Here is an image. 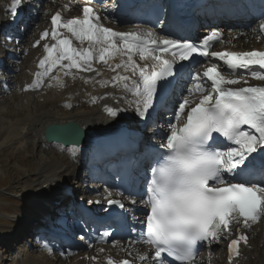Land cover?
Here are the masks:
<instances>
[{"label": "snow or ice", "instance_id": "obj_1", "mask_svg": "<svg viewBox=\"0 0 264 264\" xmlns=\"http://www.w3.org/2000/svg\"><path fill=\"white\" fill-rule=\"evenodd\" d=\"M22 2L12 0V17L17 16ZM64 10H70V6L65 5ZM259 33L264 38V23ZM49 39L53 43L43 45L45 55L26 91L41 89L46 79L53 82L48 87L63 88L62 76L76 80L80 73L102 75L94 66L100 63L115 75L111 80L95 82L102 87H119L135 97L130 103L142 119L148 118L154 108L158 90L183 71V65L178 68V63L205 58L204 70L192 74L187 95L179 102L168 134L159 145L165 152L150 166L144 199L148 211L139 221L144 230L128 244L129 249L133 243L151 246L153 264H197L202 248L227 241L228 261L232 264L240 256L241 243L246 245L249 240L239 227L234 232L233 226L251 229L264 220V86L248 83L249 77L264 81V50L215 51L214 46L224 42L220 32L194 43L160 37L151 30L115 31L104 26L101 16L88 3L79 17L65 20L62 12L56 11L51 16V31H43L33 46ZM85 43L87 47H83ZM136 57L145 63H138ZM117 58L119 62L112 63ZM79 78L93 83L82 75ZM98 99L93 97L92 103ZM106 111L111 116L118 114L111 107ZM72 131L79 133L78 129ZM220 138L227 143L222 144ZM112 197L113 193L106 191L104 199L109 206L125 208L121 200ZM233 235L236 238L228 240ZM111 236L106 230L99 242L107 243ZM119 243L113 240L112 246ZM88 247L93 244L88 242ZM44 248L50 253L53 250L49 244ZM125 251L132 255L128 249ZM88 259L98 262V256ZM149 259L147 255L139 256L142 264H148ZM105 264L133 261L108 257Z\"/></svg>", "mask_w": 264, "mask_h": 264}, {"label": "rangeland", "instance_id": "obj_2", "mask_svg": "<svg viewBox=\"0 0 264 264\" xmlns=\"http://www.w3.org/2000/svg\"><path fill=\"white\" fill-rule=\"evenodd\" d=\"M39 1H41V3ZM45 1L46 2L44 3L43 0H23L25 4L30 5L31 10H29V14L36 15V13L39 12V16L38 18H36L34 22L32 21V18H28V17H27L28 21H24L25 26L31 24V31L28 34L27 39L30 38L35 41L38 40V36H36V33L38 35L39 32L38 30L41 28L38 27V25L44 26L51 12L57 6L60 5V1H64V0H58V4H55L56 0H45ZM7 4H10L11 6L12 0L11 1L6 0V5ZM5 7L0 5L1 8L0 11L5 12V13L1 12V15L3 16L2 18H4L3 20L6 22L7 19L9 18L11 19V15L9 16L6 13L9 9L5 11L3 9ZM7 24H10V22H8ZM17 24L12 26L16 27ZM21 24H23V22L19 24L20 27L19 37H22L21 34L24 33L23 31L24 25ZM3 26H5V24H3ZM12 31L13 30H11L10 33ZM17 33L19 32L17 31ZM13 36L14 34H12V36L10 37L12 39V41H10V38H7L5 37V35H2L0 33V41L4 40L6 44V46L4 47L5 48L4 51L1 53V57L3 59V62H5L7 66V69L0 73V234L1 237H3L2 232H7L6 234H9L8 232L18 231L17 233L19 234V232L24 231L26 228H28L27 226L23 227L22 225H18L17 228L19 229H17L14 222H19V221L27 222L28 220H31L30 219L31 217L37 218V216L40 215V213H43V211L46 210L44 209V206L42 204L43 198L40 200L37 199V193L39 189L36 186L41 176L39 174H41L45 170L44 172L45 174L47 173L46 174L47 176L53 174V175H58L59 177L65 179L68 175L65 174L64 171H66V169L70 166L71 163V161L68 159L67 156H65V154H62L56 150L54 151L51 148L49 149V147L47 148L45 145L39 147L36 142L37 139L35 141L33 139L32 141V139H29L27 135L28 131L34 128L35 129L37 128V130L38 128H40L39 130H41V126L45 122L43 119L44 116L41 119H38L39 116L41 115H44L48 112H52L56 117L61 118L72 114V110H70L69 108L68 109L60 108L61 102H63V98L69 95L70 89L61 88L58 86L57 87L53 86L54 88L53 87L49 88L48 86L47 87L44 86L41 89L36 90L35 91L36 93H31L34 91H28L27 94L23 95L22 94L23 93L22 88L24 89L23 74L25 73V70H28L29 67L32 66L31 63H35L32 62V59L35 58L33 55L38 51H40V48L39 50H37L34 49L35 47H32L33 48L32 49L30 48L31 46L30 43L24 41L19 42L20 40H18L17 37H16L17 41L14 42L15 40ZM245 39L231 41V43L232 45L237 47L245 44H254L259 41L257 39L254 40L247 37ZM14 44L17 47L15 48L9 47L10 45L13 46ZM259 44L264 45V41H260ZM26 49L28 50V52H26L25 54L23 53L19 55L18 52L19 55L18 59L14 56L15 51H20L21 53L24 52ZM18 64H22V65L24 64V66L21 67ZM94 65L99 66V68H102V70L105 71L106 66L100 63L98 64L96 63ZM93 73H82L81 75L84 76L85 78H89L91 77V75L93 76ZM65 80H66L65 82H67L66 85H68L69 81L67 79ZM49 82L50 79H46L44 85H46V83L48 84ZM80 92H82V90ZM111 98H112L111 94L108 95V100L107 98H103L102 103L103 106L105 107V110L102 111L105 112L106 108L108 107L114 109L113 107L115 106L114 102H118V101H116L114 97H113L114 99ZM46 101L48 102L52 101V102L49 105H45L47 104L45 103ZM43 106L45 107L42 108ZM22 108H24V110H22ZM87 109L84 108L81 109V111L84 110L86 111ZM104 112H101L94 118L97 117L98 121L102 120L103 118H108L111 121L115 120V118L122 119L121 115L114 118V117H110V115H107ZM41 137L43 138V135ZM84 164L86 163H83L82 166L80 164L81 167L79 166V168L76 169L75 182L76 183L78 182L79 185L80 184L82 185L84 183L85 185H90L89 183H86L88 180L86 174L89 171V168L85 167ZM71 181L74 182L73 180H70V182ZM77 188L78 185H76V189ZM96 189L99 190V187L95 186L92 188L91 192L86 193L87 197L88 198L94 197L95 199L100 201L101 206H103L102 204H105L106 202V200L104 199V195H106V192H104V189L99 190V192H94V190ZM90 193H92L93 195H91ZM95 199L91 201H93L95 208H97V205L95 204ZM87 203L89 204V202ZM44 204L45 206H47L45 200H44ZM34 223H35V219H32L31 224ZM70 223H72V220L69 221V224ZM14 234L15 233H13V235ZM252 234L254 235V233ZM77 236L78 235H74L73 237H71V240L69 241L72 244H75L76 250L86 249L88 251L87 245L85 244L86 248H84L83 245L84 243L80 241L82 240L81 236L80 237ZM27 238H28L27 236L19 239L10 238L5 248L3 247V245H0V264H25V263L74 264L75 260H78L77 256L69 259L66 256L63 262H59V261L54 262L52 260L53 255L59 256L60 253L59 254H53L52 252L50 253L44 248L45 244L34 248L31 245L33 241L29 239L27 241ZM74 239H75V243H74ZM257 241L258 238L257 236H255V238H253L252 245L249 247V252L250 253L252 252L253 255L252 254L250 255V253L247 255V258L251 257L252 259L255 260L254 264H258L260 263V261L264 260V251L260 253V248H258ZM61 247L62 245L60 246V248ZM118 247L119 244L116 245L115 247H113L112 244H110L107 245L106 247H101V248L113 252L117 250V253H113V254L118 255V257H120V251L125 249L124 248L119 249ZM131 249L133 252L142 250L139 247L138 248L133 247ZM216 249H217V253L219 252L220 257H222V252L219 251L220 249L218 248ZM259 257L260 260H256ZM212 258L216 261L214 262V264L215 263L222 264V261L219 262L220 259L215 255ZM204 261L205 259H203V262ZM244 264H248V262Z\"/></svg>", "mask_w": 264, "mask_h": 264}, {"label": "bare ground", "instance_id": "obj_3", "mask_svg": "<svg viewBox=\"0 0 264 264\" xmlns=\"http://www.w3.org/2000/svg\"><path fill=\"white\" fill-rule=\"evenodd\" d=\"M63 2H64V6H65V3H67L66 5H69L71 10L72 9H76V10L78 9L79 10L81 8L80 4L74 3L72 1L70 2V1H66L65 0ZM55 4H58V0L55 1ZM232 4H233L232 10L229 8V6L225 5V6H223V12L226 13V14L229 13V12H232L233 14H240L241 15V14L247 13L249 11L247 6L239 5V4L236 3V1L232 2ZM0 5H2L3 7L6 6L5 8H3L5 11H6V9L8 7L10 8V4L6 5V0H0ZM205 7H207L208 11H206V13H204L203 15L201 14V15L198 16L201 20L210 19L208 13L212 12V14H213L214 12L220 10V8L218 6H216V4H214L213 2H208ZM23 8H24L25 11H24L22 16H18L19 12L22 10L21 7H20L18 9L17 16L15 18L11 16V19L13 21L9 18V19H7L6 22L3 20L4 18H2L3 16L1 15V12H4V11H0V31L1 32H6V31L10 32L11 30H13L12 33H15L14 37H17L18 40H20L19 42L24 41V42L30 43L31 44L30 48H32V47H34L33 45L35 44L36 41L33 40V39H30V38L27 39L28 34L31 31V24L25 26L24 21H28L27 17L28 18H32L33 22L35 21V19L32 16H28L27 15V12L29 10L28 6H26L24 4ZM8 15L10 16V14H8ZM107 18H108L109 22H111L114 27H118V29L119 28L120 29H126L127 26H128V25L121 26V25H119V22H118V24L117 23L115 24V19H117V17H115L114 15H111V16L107 15ZM29 20H31V19H29ZM8 22H10V24H7ZM22 22H23V24L25 26V32H24V35H22V37H19V34L17 33V26L15 27V26H12V25H16L17 23L20 24ZM48 22H49V19L45 23L44 26H42V25L39 26L37 24L38 27H41L38 30L39 31L38 35L36 33V36H38V40L40 39V36H41L43 31H45V30L51 31ZM3 24H5V26H3ZM19 24H17V25H19ZM237 24L239 25L240 23H237ZM161 25H163V23ZM26 27H27V29H26ZM214 28H216V27H214ZM240 29H241V32L238 34V38L239 37L240 38L241 37H248V38L252 37L254 39L255 38H260L259 25L256 26V29L252 28V29L247 30V31H242V30H244V28H242V27ZM35 39H36V37H35ZM260 39H264V38H260ZM16 41L17 40H15L14 42H16ZM50 41H51L50 39L47 40V41L41 40L40 46L34 48V49H37V50H39V48H40V51H38L37 53H35L33 55L35 58L33 57L34 59H32V62H35V63H31L32 66L29 67V69L27 68L28 70H25V73L23 74V83H24V85H23L24 89L22 88V92H23L22 94L23 95L27 94L28 91L25 90L26 87L33 83L34 74L37 71H39L38 63H39V60L43 58L42 55H43V51H44L42 49V44L50 43ZM74 44H76V46H78V47L81 46L75 40H74ZM1 47H3V43H0V50H1ZM12 47L15 48L17 46H15V44H14ZM83 47H85V46H83ZM247 47H249V46H247ZM16 50H17V48H16ZM26 52H28L27 49L24 52H21V53L19 52V55L23 54V53L25 54ZM19 55L18 54L16 55L17 59L19 58ZM29 55H30V52H29ZM118 62H119V58H117L112 63H118ZM18 65H20L21 67L24 66V64L23 65L22 64H18ZM94 66L100 70L102 75H97V73H93V76L91 75V77L87 78V79L92 80L93 83H85L84 80L80 79L79 77L81 76L82 73L77 74V79L73 80V79H71V77H63L62 74H60L58 72H54L53 75H58L59 74V75L62 76V79L64 80V84H65V87H63V88H66V89L69 88L70 89L69 95H67L65 98H63V102H61L60 108L68 109L69 107H65V105L66 104H71L72 107H70L69 109L72 110V114L68 115L66 117H61L60 118V117H56L52 112H48V113H46L44 115L39 116V118H38V119H41L44 116L43 119H44L45 122L41 126V130H39L40 128H38V130H37V128L36 129L34 128V129L28 131L27 135H28L29 139H32V141H33V139H34V141L37 139L36 142H37L39 147L45 145L47 148L49 147V149L51 148L54 151L56 150V151H58V152H60L62 154H65V156H67L68 159L71 161L70 166L66 169V171H64L65 174L68 175L65 179L59 177L58 175H53V174L47 176L46 175L47 173L45 174V172H44L45 170L42 173L40 172L41 174H39V175H41V176H40V178L38 180V183H37V186H36L39 189L38 193H37V199H39V200L43 198L44 194L49 193V191H51V189H53V190H57V188L60 189L58 187L59 184H57V183L62 182V184H64V182H69V183L72 184L73 182L72 181L70 182V180H73L75 182L76 181L75 180L76 179V176H75L76 169L79 168L80 164H82V161L85 158L91 159L93 156H97L98 154H100V151H101L100 147H92L91 150L88 151L87 150V147H89L88 142L85 145H83L82 147H80V148H75V147L65 148V147H63L61 145H58V144H47V142H45L44 138H42L41 136L44 133V129L48 125H50L52 123H67V122H70V121H74V122H77L78 124H80L82 129H85L87 131L91 130L92 128H101L103 126H105L104 129H106V130L110 129V130H113L114 132L118 131L117 128L123 129V130H121L122 132H116L117 135L115 136V140L108 144L109 145V149H112V150H115V149L118 148V146L122 142V137H123L124 134L131 133L133 131L132 130L133 128L136 129V131H140L141 130L140 127H138V126L141 124V122L144 121V119L140 118L136 114L134 104L130 103L135 98L133 96H131L130 94L125 93L119 87H112L110 84L108 86H106V87H102L99 83H96L95 81L111 80V78L115 75V73L109 71L107 69V67L105 68V71H103L102 68H99V66H96V65H94ZM1 67H5V64L3 65V62L0 59V68ZM65 79H67L69 81L68 85H66L67 82H65L66 81ZM50 83H53V82L50 80V82L48 84H50ZM48 84L46 83V85H44V86L47 87ZM54 87H57V86H54ZM81 90H82L83 93L80 92ZM110 94L112 96L111 99L115 98V100L118 101V102H114L115 105L118 106V107L114 106V109L117 110V113L119 115H121L122 119H118V118L114 117L115 120H112V121L109 120L108 118H103L102 120L99 119L100 121H98L97 117L96 118H94V117L97 116L98 114H100L101 112H103L102 110H105V107L103 106L102 100H103V97H105V96L107 97V100H108V95H110ZM122 95H126L127 99L124 100L121 97ZM93 97H98L100 99H98L96 103H92V98ZM51 102L52 101H49V102L46 101L45 103H47V104H45V105H49ZM131 106H133L134 108L132 109ZM44 107L45 106H43L42 108H44ZM24 108H22V110H24ZM84 108H86V109L88 108L89 110L87 109L88 111L87 110L86 111L85 110L81 111V109H84ZM110 117H112V116L110 115ZM38 119H36V120H38ZM156 121L157 120L155 119V116L152 115L151 116V123H155ZM129 122H131L133 124H128L127 125V123H129ZM136 122H138V123L135 124ZM161 128H158V130L161 129ZM104 132L107 133L106 131H104ZM144 141H146V139H144ZM73 150H75V154H73ZM60 172H61V170H60ZM44 175H46V176H44ZM137 178H140V176L137 175ZM95 186L96 185H90L89 187H91V190H92V188L95 187ZM91 190L89 192H91ZM99 190L96 189V190H94V192H99ZM106 190L107 191H111L112 193L114 192L111 189L110 186L106 187ZM106 190L104 192H106ZM60 191H61V189H60ZM90 194L93 195L92 193H90ZM95 201H98V200L95 199ZM69 202H70L69 200L66 201V199H64L62 201V204L60 203L61 204L60 206L66 205ZM89 202H93V201L90 200ZM45 203L47 204V206H45L44 202L42 204L44 206V209L48 210V213H49V211L53 208V203H51V201L49 199H46ZM89 204H91V203H89ZM95 204L97 205L98 210H100L99 208H102L104 206L103 204H102L103 206H101L100 203L99 204L95 203ZM54 207H57V205H55ZM93 207H94V209H97V208H95L94 203H93ZM58 209H61V208L58 207ZM45 211H43V213ZM14 224H15L16 228H17L18 225H22L23 227L27 226L28 228H26L22 232H19V234L17 233L18 231L17 232H8L9 234H6L7 232H2L3 237H1V234H0V245H4V248L6 247V244L9 242L10 238L11 239H13V238H18L19 239V238L25 237L26 235H31L32 236L34 234H37L38 228L34 226L35 224L31 225V220H28L27 222H25V221L14 222ZM45 228H47L46 225L41 226L42 230H45ZM17 229H19V228H17ZM66 232L67 231L64 230V232H62V234H65ZM13 233H15L14 234L15 236L13 235ZM252 233H254V237L256 236L257 233H259L258 234V236H259L258 237L259 238L258 239V245H259L258 247H260V249H264V245H260L261 244L260 243L261 240L264 241V237L262 238L263 230L262 231L261 230H257V228L254 227V229H252ZM6 240H8V241H6ZM85 241H86V239H85ZM88 242H91V241H88ZM106 244L107 243H100L99 242V238H95L93 247L89 248L88 247V243H86L88 251H85V250H76V248H74L75 246L74 245L71 246L70 244L67 243V241H63L62 243L59 242V245H56V246L60 247L62 245L61 248H62L63 252L68 253L69 251H71V252L76 253V254H74V255H65L64 257L61 256V255H59V256L58 255H53L52 260L54 262H57V261L63 262L66 256H67L68 259L77 256L78 260H75L74 264H105V262H106L108 257H112L114 260H119L118 259V255L113 254V253H117V250H115L114 252L110 251V250L109 251L108 250H104V252H102V253L99 251L101 249V247H106ZM222 244H223V242L219 243V244L215 243L210 248L208 247V251L210 252V254H212V252H215V250L217 251L216 248L220 249L219 251L222 252V257L221 258L223 259L224 258V255H223L224 246ZM98 245H101V246L95 248ZM123 247L125 249L126 245H124ZM118 248L122 249L121 247H118ZM245 252L246 251H244V254H245ZM124 253H126L125 250L120 251V254L124 255ZM247 253L249 254L250 252L247 251ZM260 253H261V250H260ZM81 254H84V255H81ZM251 254L253 255L252 252L250 253V255ZM91 256H98V262H93L92 260L88 259V257H91ZM206 260H207L206 264H212L213 259H210V258L208 259V257H207ZM256 260H260V257L257 258ZM70 263H71V261H70ZM254 263H255V261L251 260L250 264H254ZM30 264H33V263H30ZM215 264H217V263H215ZM258 264H264V260L260 261V263H258Z\"/></svg>", "mask_w": 264, "mask_h": 264}, {"label": "water", "instance_id": "obj_4", "mask_svg": "<svg viewBox=\"0 0 264 264\" xmlns=\"http://www.w3.org/2000/svg\"><path fill=\"white\" fill-rule=\"evenodd\" d=\"M53 129L56 131L53 133ZM73 129H78L76 134ZM45 139L48 143H60L65 146H80L85 141L86 131L77 122L67 124H51L45 129Z\"/></svg>", "mask_w": 264, "mask_h": 264}]
</instances>
